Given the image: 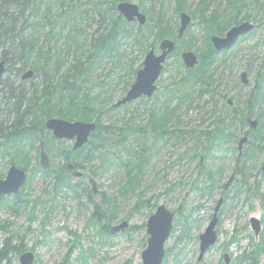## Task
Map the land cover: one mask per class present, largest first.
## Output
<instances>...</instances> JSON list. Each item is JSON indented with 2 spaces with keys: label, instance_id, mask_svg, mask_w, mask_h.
<instances>
[{
  "label": "rangeland",
  "instance_id": "obj_1",
  "mask_svg": "<svg viewBox=\"0 0 264 264\" xmlns=\"http://www.w3.org/2000/svg\"><path fill=\"white\" fill-rule=\"evenodd\" d=\"M115 1L77 0L71 6L69 0H63L62 5L69 6L62 10L58 3L48 5L52 24L38 27L41 32H50L39 36L40 54H33L39 57L38 72L28 66L18 70L17 61L12 59L14 63L9 64L0 59L5 69L0 77L5 80L0 88V126H10L18 112L27 107L11 105V95H19L18 99L24 94L28 102L33 101V84L42 86L49 77L58 83L71 74L73 88L79 91L75 108L81 107L78 109L85 113L89 110L84 106L91 108L87 120L80 121L111 128V133L103 130L106 145L90 150L92 158L77 159L75 166L78 156L71 153V149L76 151L74 141L57 142L52 133L45 134L46 120L43 122L50 172H34L40 157L38 151L31 152L26 184L0 207V264H21L20 254L29 250L35 256L32 264H143L142 253L148 243L146 224L160 205L174 212L163 264H251V259L264 264V151H256L257 145L264 148V99L251 104V115L243 118L245 124L241 114L232 124L229 120L232 108L245 111L246 101L260 81L256 77L264 74V0H244L246 6L232 14L238 22H231L230 27L248 21L255 28L231 49L221 51L208 70L209 80L205 81L214 95L200 82L187 85L181 79L186 69L181 54L191 51L197 61L206 55V36L214 33L206 32L199 23L200 15L223 13L228 0H118L113 4ZM120 2L136 4L147 21L129 23L116 9ZM98 12L106 22L102 27ZM182 13L191 21L181 37H164L175 42V51L165 61L153 97L114 106L132 87L148 51L154 47L160 53L164 39H158L161 27L166 25L177 34ZM112 17L120 18L118 27L127 30L115 35L126 37L115 44L117 50L97 52L96 39L107 33ZM136 33L139 42L131 37ZM89 60L93 63L86 69ZM76 61L77 69L65 73ZM10 65L17 71L8 72ZM28 70L34 71L32 78L23 79ZM244 71L249 82L243 84L240 78ZM175 85L193 92L189 102L169 99ZM202 89L205 92L201 93ZM259 90L264 92V86ZM59 93L54 95L56 108L51 111L65 108ZM163 114L166 121L159 123L164 129L161 133L153 122ZM247 117L257 121V128L247 132L248 142L239 156L238 141L250 129ZM215 122L231 135L219 147L205 134L216 129ZM141 130V134L136 133ZM8 156L0 155V179L11 166ZM66 165L74 166L68 176L74 184L80 183L75 190L53 187L54 175ZM219 201L217 243L199 259V235L206 231ZM252 217L260 220L258 234L250 224ZM124 223L127 226L114 231Z\"/></svg>",
  "mask_w": 264,
  "mask_h": 264
},
{
  "label": "trees",
  "instance_id": "obj_2",
  "mask_svg": "<svg viewBox=\"0 0 264 264\" xmlns=\"http://www.w3.org/2000/svg\"><path fill=\"white\" fill-rule=\"evenodd\" d=\"M77 0H69V4L71 6L74 5V3ZM118 0L113 2V4H116ZM63 0H0V59L4 60L6 63H11L12 59L17 61L19 64L18 70H21L24 66H28L29 68H32L35 72L40 69L37 67V57L34 56V52L40 54L37 45V39L39 38L42 33L47 36L49 35V31H40V28L38 25L43 26L44 29L45 26L51 25L52 22L50 20L51 18V11L48 5L52 3H58L60 5L61 10L63 7H68L69 4H63ZM244 0H228L226 2L228 9L226 11H223V13H213L209 14L207 16L200 15L199 23L202 24L206 28V32L214 33L215 35H220L224 33L230 25L231 22L234 21V16L232 14L237 13L239 11L240 7L242 5L246 6L245 3H243ZM182 9V8H181ZM178 8V10H181ZM71 10H73V7H71ZM103 11V10H102ZM39 12L42 13L40 18H36L39 15ZM64 11H61L60 15L63 14ZM99 16L101 15L100 19V27L101 25L105 24L106 22L103 21L104 15L102 13H99ZM194 16V14L192 15ZM195 17V16H194ZM113 18V17H112ZM42 19V22L40 23L39 20ZM120 18H113L110 19L111 23L108 24L109 28L106 30L107 33L105 35H100L96 39V47L94 50L98 51H104L109 52L111 50H117L116 43L120 42L121 39L125 38L126 35H118V31H124L127 32V30L123 29L122 26L118 27V23L122 22V20H119ZM243 19H246L244 17ZM238 21L235 20L234 23L236 24ZM124 24L128 25V23L124 22ZM45 25V26H44ZM160 25L159 28L160 29ZM118 32V36L115 35V33ZM138 35L134 36V34L131 36L133 38L134 42L138 41ZM158 35V33H157ZM177 35L175 32L173 33L172 28H167L166 25H163L160 29L159 38L163 39L166 36L173 37ZM129 36V35H128ZM207 38V48H206V55L199 57V64L197 67L193 69H185V75L183 78H181L187 85H193L198 84L199 82L203 84V86H206V89H210L211 93L216 94L215 91L212 88H209V78L206 79V75L208 70L213 66L215 63V59L220 56V53L217 52L215 49L212 48L210 38H208V34L206 36ZM93 49V48H92ZM114 52V51H112ZM13 62V61H12ZM14 63V62H13ZM91 63L93 61L87 62L86 69L90 67ZM77 65L79 63L76 61V63H71L69 65V68L66 70L65 73L69 72L70 70L77 69ZM21 68V69H20ZM17 71L13 65H10L8 68V72ZM71 74H67L66 77H62L61 80L58 81V83H53L52 78L49 77L48 81H44L41 83L42 86L39 84H33L34 87V95H33V101L31 100L28 102L26 99L27 97L24 96V94H21L18 99H16V95H11L8 99L9 102H12L13 104H18L19 108L27 104V107L23 109V111L18 112L15 119L12 121L10 126H0V134L3 136V140L0 141V155H9V164L14 165L16 164L18 167L23 168L25 171L29 169V155L31 152L38 151L39 146L36 145L37 143H40L44 141V145L48 147L47 140L48 138L43 137L44 128L42 127L43 122L52 116H58L59 118L65 119V120H87L86 118L89 117V111L90 107L84 106L88 111V113H85L84 110L75 108L74 102L78 100V92L74 90V81H70ZM18 77V75H17ZM180 79V80H181ZM207 80V81H205ZM256 80H260L254 89H252V95L251 99L246 101V109L243 112H240L238 108H232V117L229 119L230 124L233 123L234 119H238V115L241 114L242 123L245 124V116L251 115L250 106L253 102H260L262 99H264V92H261L259 90V86H264V74ZM5 80H0V88L1 85L4 86ZM131 83L127 84L126 89H128L131 85ZM48 88V89H47ZM204 88V87H203ZM60 89V90H59ZM174 91L169 99L175 100L177 99L180 103H185L186 101L189 102L190 99L193 97V92L190 90L187 91V89H182L180 87L174 86ZM261 89V87H260ZM60 92L58 94L59 99L64 101L65 108L63 110H54L51 111V109L56 108V104L54 101V95L56 92ZM207 91V90H206ZM201 93L205 92V89H202L200 91ZM187 93V95H185ZM144 99V98H143ZM185 99V100H184ZM56 101V100H55ZM252 101V102H251ZM20 102V103H19ZM27 102V103H26ZM94 104V103H92ZM173 113L177 110L176 106L173 107ZM76 111H80L79 114H75ZM173 116V115H172ZM170 120V119H169ZM163 121H166V115L163 114L159 118L156 117V120L153 122V124L156 123V127L158 126L161 133H164L163 126H161L159 123ZM217 124L216 129L213 132L205 133L207 137L212 142V145H215L216 147H219L224 140L227 139L228 136H231L229 132L226 131V129L222 126H220L219 122H215ZM154 126V127H155ZM38 132H37V130ZM109 131L111 133V128L105 125H98L94 133L91 135V138L84 147L80 148L79 150H72L71 153L77 155L78 157L80 154H82L81 158H76L75 160V166H77V159H84V160H90L93 156L92 152L90 153V150L93 148H98L106 145L105 142V132L103 130ZM253 129L250 127L249 131L252 133ZM48 131L45 132V134ZM138 134L141 132H136ZM56 140V139H55ZM57 141V140H56ZM61 142V140H58ZM57 141V142H58ZM29 146V147H28ZM124 145V150H125ZM263 147L260 145L256 146V151L258 153L263 151ZM255 154V151L253 152V155ZM8 156V157H9ZM64 156V155H63ZM69 160V159H68ZM8 164V163H7ZM34 172L40 171L42 174H48L50 172V169L44 170L42 167H40L38 160H36L35 166H33ZM72 171L71 167L63 166L59 169V171L54 175V182L53 187L59 190H75V186L80 183L74 184L71 180V177L68 176V174ZM31 175V174H30ZM87 195L89 196V191H87ZM16 197V196H13ZM9 197H5V199L0 201V207L4 205L5 201H9ZM13 200V199H12ZM262 245L264 246V240L262 242ZM1 258V257H0ZM251 264H258V260L251 259Z\"/></svg>",
  "mask_w": 264,
  "mask_h": 264
},
{
  "label": "water",
  "instance_id": "obj_3",
  "mask_svg": "<svg viewBox=\"0 0 264 264\" xmlns=\"http://www.w3.org/2000/svg\"><path fill=\"white\" fill-rule=\"evenodd\" d=\"M116 9L119 10V15L123 16L128 22L138 21V23L144 24L147 21L145 15L140 11V8L131 2H120L118 3ZM181 23L179 24L178 37H181L186 31V27L191 21L186 13L180 15ZM255 28L253 23L244 21L241 24L231 27L224 36L211 35V42L213 48L220 52L221 50L231 49L242 35L249 33ZM175 48V42L168 38L164 40L159 45L160 54H156L154 47L149 50V53L145 56L143 61L142 69L138 70L136 73V78L131 85L132 87L128 90L122 100L115 103L114 106H123L124 104L131 103L136 99L141 97H152L157 85L155 82L161 75L163 69V64L165 63L166 57L173 52ZM181 59L184 62L186 68H193L198 64L196 55L191 52H183L181 54ZM5 72L3 68V63H0V77ZM33 76V70L27 71L22 78L30 79ZM240 81L242 83H248L247 72L244 71L241 75ZM249 124L253 129L257 128V121L247 119ZM45 128L49 130L56 139H66L74 140V149H80L83 147L90 139L91 134L95 131L97 125L94 122H84V121H65L61 118H49L45 122ZM248 141L247 134L242 137L238 142L239 153L241 154L242 146ZM40 165L44 169H48L50 165V158L45 151L43 143H40ZM264 170V165L263 168ZM27 172L16 165L10 166L4 179H0V200L5 198L6 195H15L18 193L20 188L26 183ZM221 207V202L219 201L214 209L213 218L207 225L206 231L199 235L200 238V255L201 259L207 252L208 248L216 244L217 242V222L219 220L218 211ZM174 212L170 211L166 206L160 205L157 210L150 215L149 220L146 225L147 234L149 236L146 248L142 253V263L143 264H162L163 258L165 256L164 246L169 236L172 233ZM250 224L256 234L260 232L261 224L260 221L252 217L250 219ZM127 226L125 223L117 226L114 231L119 228H124ZM35 259L34 253L32 251L24 252L20 255L21 264H32ZM226 262L228 259L225 256Z\"/></svg>",
  "mask_w": 264,
  "mask_h": 264
},
{
  "label": "flooded vegetation",
  "instance_id": "obj_4",
  "mask_svg": "<svg viewBox=\"0 0 264 264\" xmlns=\"http://www.w3.org/2000/svg\"><path fill=\"white\" fill-rule=\"evenodd\" d=\"M240 156V155H239ZM213 218V217H212ZM219 221V220H218ZM218 223V222H217Z\"/></svg>",
  "mask_w": 264,
  "mask_h": 264
}]
</instances>
